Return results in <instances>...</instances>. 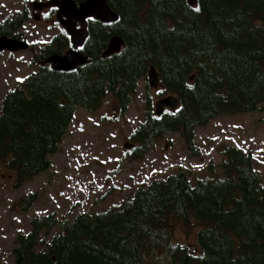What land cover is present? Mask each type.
<instances>
[{"label": "trees", "instance_id": "16d2710c", "mask_svg": "<svg viewBox=\"0 0 264 264\" xmlns=\"http://www.w3.org/2000/svg\"><path fill=\"white\" fill-rule=\"evenodd\" d=\"M80 4L86 0H73ZM108 0L115 23L88 20L80 50L88 63L70 72L50 65L6 94L0 114V164L15 170L17 183L47 171L79 108L97 111L107 95L119 114L127 112L156 68L160 96L179 107L157 116L146 96L145 120L131 135L134 159L152 152L161 139L179 134L192 155L196 130L221 116L245 114L264 104V0ZM31 19L27 5L0 23V36L21 37ZM59 25V24H58ZM123 42L105 56L109 41ZM72 47L63 28L36 60ZM222 173L211 161L192 183L181 169L138 187L123 204L61 220L36 216L31 232L18 238L14 264H264V185L252 153L220 145ZM16 183V184H17ZM36 193L21 203L27 210ZM197 223V247L173 242L179 224Z\"/></svg>", "mask_w": 264, "mask_h": 264}, {"label": "rangeland", "instance_id": "374dc122", "mask_svg": "<svg viewBox=\"0 0 264 264\" xmlns=\"http://www.w3.org/2000/svg\"><path fill=\"white\" fill-rule=\"evenodd\" d=\"M33 0H0V23L30 8ZM31 19L22 28L24 38L33 47L15 54L0 56V114L4 97L38 70L36 52L60 33L52 13L39 21ZM139 83L132 105L119 114L116 99L109 94L95 112L79 108L60 148L51 159L50 168L26 182L17 183L15 170L0 164V264H14L13 252L18 238L31 232L36 216L57 213L61 220L73 219L82 213H98L125 203L140 186L153 180L166 179L181 169L190 173L192 183L204 178L212 161L222 173L220 145H232L251 152L254 168L264 185V104L245 114L221 116L196 130L195 145L199 155H192L179 134L161 139L155 149L141 159H134L138 143L131 135L145 120L146 96L155 103L158 89ZM125 144L129 147L125 149ZM17 183V184H16ZM36 193L38 200L23 210L21 200ZM197 223L191 229L182 224L173 233V242L197 247Z\"/></svg>", "mask_w": 264, "mask_h": 264}, {"label": "water", "instance_id": "95a60500", "mask_svg": "<svg viewBox=\"0 0 264 264\" xmlns=\"http://www.w3.org/2000/svg\"><path fill=\"white\" fill-rule=\"evenodd\" d=\"M192 7L197 5V0H188ZM58 8L56 16L61 27L66 31L71 39L73 49L67 51L64 55H52L44 61V64L50 65L56 72H70L88 63V58L80 51L88 38V20H96L104 24L115 23L119 16L114 12L108 3V0H86L83 3H76L73 0H49L41 3L33 0L30 9L33 18L36 21L41 19V12L44 8ZM124 42L114 36L110 39L105 56L119 53L123 48ZM30 48L28 42L19 38L9 36H0V54L4 51L17 53L26 51ZM148 82L150 87L158 89L160 86V77L156 68L151 67L148 71ZM179 107V100L175 96L161 98L155 103V113L162 115L165 109L175 111ZM129 144H125V149Z\"/></svg>", "mask_w": 264, "mask_h": 264}, {"label": "flooded vegetation", "instance_id": "af4514ba", "mask_svg": "<svg viewBox=\"0 0 264 264\" xmlns=\"http://www.w3.org/2000/svg\"><path fill=\"white\" fill-rule=\"evenodd\" d=\"M38 2H41V3H45V2H48L49 0H37ZM30 6V5H29ZM30 9V8H29ZM58 8H56V7H52V8H44L43 10H42V12L40 13L41 14V19L43 20V18H42V15L43 14H45V13H52L54 16H55V19H56V16H57V13H58ZM31 13H32V11H31ZM56 23L57 24H59V22L57 21V19H56ZM25 35V34H24ZM24 35L23 36H21V37H14V36H11V37H13V38H19V39H21V40H25V38H24ZM59 35V33L54 37V38H52V40H51V42L57 37ZM69 39H70V37H69ZM70 41H71V39H70ZM27 42V41H26ZM50 42V43H51ZM49 43V44H50ZM71 46L72 47H69V48H67L66 47V49H64L63 50V54L62 55H64L67 51H69V50H71V49H73V45H72V43H71ZM30 48H32L33 49V47L31 46V44H30ZM29 48V49H30ZM27 51V50H26ZM9 53V54H15V53H10V52H8V51H4L3 53H1L0 54V56L1 55H3L4 53ZM17 53H19V52H17ZM33 63H36L37 64V66L39 67L40 65H47V64H44V61L43 60H33V62H32V64ZM37 67V68H38Z\"/></svg>", "mask_w": 264, "mask_h": 264}, {"label": "crops", "instance_id": "0c3cea01", "mask_svg": "<svg viewBox=\"0 0 264 264\" xmlns=\"http://www.w3.org/2000/svg\"><path fill=\"white\" fill-rule=\"evenodd\" d=\"M188 1V0H187Z\"/></svg>", "mask_w": 264, "mask_h": 264}]
</instances>
